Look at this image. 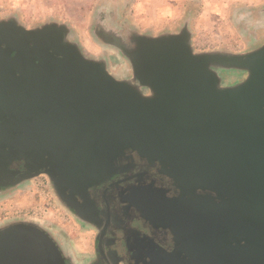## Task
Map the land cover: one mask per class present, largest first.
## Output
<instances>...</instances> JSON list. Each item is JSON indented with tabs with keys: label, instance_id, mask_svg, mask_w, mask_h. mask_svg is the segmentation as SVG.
<instances>
[{
	"label": "rangeland",
	"instance_id": "rangeland-1",
	"mask_svg": "<svg viewBox=\"0 0 264 264\" xmlns=\"http://www.w3.org/2000/svg\"><path fill=\"white\" fill-rule=\"evenodd\" d=\"M0 23L31 31L56 28L62 32L63 41L75 48L84 60L98 64L114 79L128 85L134 84L140 48L152 39L178 38L191 52L218 66L223 65L222 60L227 56H243L264 46V0H0ZM215 70L220 84L224 86L238 84L246 75L245 70L238 67H217ZM240 89L243 90V87ZM137 90L144 96H152L148 86L140 85ZM23 96L15 93L7 95L0 88V155L5 147L8 150L21 149L17 157L5 156L0 161V171L7 172L11 170L10 166L16 167L29 160L50 161L54 153L49 169L54 170V174L59 169L58 172L64 174L63 178L69 182L76 180L82 184L90 183L86 187L88 199L93 204L97 200L101 205V196L98 195L101 186L106 183L121 185L116 183L121 180L117 177L127 174L133 177L142 169L148 172L150 168L157 167L152 161L151 150L136 152L139 162L133 161V146H128L121 134L98 127L88 132L75 130L81 143L77 144L78 155L74 156L79 162H72L73 148L68 141L71 140L72 132L59 133L58 136L53 134L55 123L61 120L56 118L58 106L52 105L40 112L37 110L36 97ZM168 118L171 120V135L168 136L172 139L167 137L160 140L154 154L161 156L157 159H161L164 176L173 180L175 188L179 189L178 192L171 190V196L182 200L180 203L183 207L171 199L162 202L139 191L140 197L133 194L128 209L136 208L148 218L152 217L153 220H149L151 224L152 221L153 224H161L157 225L162 228L161 232L158 231V238L171 236L181 244H206V228L223 223L225 219L241 226L247 221L242 215L247 212L243 208L264 205V197L258 196L256 191L260 188L256 187L254 180L226 179L224 175L227 170L205 168L209 165L205 161L210 151H213L211 147L216 144L224 146L206 137L209 134L199 132L185 118L171 114ZM61 141L58 150L54 151ZM204 141L207 143L205 148L201 147ZM119 144L126 147L119 151ZM185 153L193 161L194 172L187 170L190 164L180 159ZM213 155L212 161L219 164V156L215 152ZM142 162H145V166ZM170 163L171 166H168ZM201 166L204 167L201 169ZM208 172L210 176L206 174ZM217 175L220 179H210ZM149 176L157 177L153 173ZM140 178H132L129 185L140 184ZM51 182L45 173L28 180L24 189L30 194V203L26 206L14 203L9 207L8 203L0 204V220H34L46 225H50L48 222L55 226L72 225V215L57 205L52 195ZM126 183L123 185L126 186ZM157 183L158 177L150 186L152 194L159 189ZM122 189L121 185L119 190ZM181 192L185 194H179ZM76 196L74 200L78 202ZM109 199L111 212L115 211V202L111 197ZM115 214L116 225L122 224V218L117 212ZM186 217L194 221L190 232L198 235L201 229L203 236L194 239L191 233H181L183 229L179 220L183 221ZM97 234V231L92 232L90 242L85 244H96ZM121 236V233L110 231L105 238L110 240L114 237L113 240L121 241ZM136 247L131 249L126 246L123 249L121 255L125 264H146L149 261L148 264H164V261L152 256L149 261L144 260L147 259L144 258L146 252Z\"/></svg>",
	"mask_w": 264,
	"mask_h": 264
},
{
	"label": "water",
	"instance_id": "water-1",
	"mask_svg": "<svg viewBox=\"0 0 264 264\" xmlns=\"http://www.w3.org/2000/svg\"><path fill=\"white\" fill-rule=\"evenodd\" d=\"M4 25L12 28H6ZM0 26L5 28L4 31L0 30V38L7 35L9 39L22 37L25 40H30L34 37L35 40L40 42L43 39L42 35L52 33L59 39L60 46L68 54L76 57L79 62L77 64L88 65L97 72V84H95V88L90 93V97H93L92 100L98 103L105 101L112 103L116 99H120L123 109L113 110L109 106L105 107V111L102 114L100 112L97 113L99 116L96 118V127L102 130L108 128L110 131L121 134L123 139L128 142V146L132 145L140 150V147L146 148V144L157 146L159 141L164 138L172 139V137L168 136L171 135L169 127L171 120L168 115L171 114L178 118L183 117L194 125L199 132L205 135L209 134L206 137H209L214 142L218 141L226 148L217 144L211 147L213 151H210L206 158L205 164L209 165L208 167L205 166V168L214 171L227 170V174L224 175L226 179L230 178L238 181L254 180L256 187L260 188L256 191L258 196L264 197V46L243 56H227L222 60L224 62L223 65L218 66L213 61H208L205 57L191 52L189 47L178 38L152 39L140 48L134 84L128 85L114 79L98 64L84 60L75 48L63 41L62 32L56 28L48 27L38 31H26L23 28L4 23H0ZM41 46L45 50L41 51L38 54L39 56L50 54L49 49L52 48ZM57 46L63 50L59 44ZM152 49L155 50L156 57L151 62H148V56L146 57L145 55L151 52ZM13 53L10 49L9 51L5 49L2 51V56H0V67L6 66L8 70L5 71L0 68L2 79L0 88H2V92L7 95L15 93V95H25L23 97H36L37 110L39 109L40 112L44 108L57 105L59 114L56 118L61 120L55 123L53 134L58 136L59 133L72 132L71 140H68L69 145L73 148V153L70 152L73 156L71 161L79 162L74 159V156L78 155L77 144L81 143V140L76 137L75 130L78 129H76L77 120H74L76 118L75 107L71 108V103L69 102L70 98H75L71 96L75 81L66 80L65 85L67 87L65 89L68 92L64 97L63 95L60 96L58 87L54 91L50 90V84L46 83L45 75L42 72L40 73L39 69L36 70L39 83L32 82L29 83V86L23 84V78H15V73L13 72L16 70L13 66L18 63L17 60H12L11 55ZM58 53L60 52H56L55 55L57 56ZM61 54L58 56H61ZM174 57L179 58V61L176 62L179 68L185 69L187 72L193 71L195 75L200 74L199 80L194 83L190 82L192 84L190 85L186 77V79L180 78L182 74L178 75L176 73L177 68L170 66L171 63L175 62L174 60L168 61L164 66L163 76L165 80L163 77L158 80L159 78L156 76L155 71L161 70L162 65L160 64L162 62L164 63ZM55 64L61 63L55 62ZM153 66L155 69L152 72L151 68ZM217 67H222V69L228 67L243 68L246 75L243 81L238 82V84L222 86L217 76V70H215ZM82 74L85 79H88L85 72H82ZM93 82L86 80L87 86L90 87ZM138 85L148 86L152 96L147 97L140 91L138 92ZM218 86L225 88V90L218 91ZM240 87H243V90ZM179 90L182 91L179 92ZM178 96L183 98L180 103L177 102ZM62 99L68 100L67 111L73 121L70 120V116L64 114ZM87 123L85 124L88 126L83 130L86 132L91 129L90 124ZM61 144L62 141L53 150H58ZM205 145L207 143L204 141L201 147L205 148ZM125 147L126 145L119 144L117 149L121 151ZM216 148L220 149L217 150ZM4 150L6 155L3 151V158H6L5 156L17 157L21 153V149L18 147L17 149L9 150L5 147ZM185 150L188 151L187 149ZM214 152L221 160L219 164L212 161ZM53 158L54 153L52 159L48 161V165L53 163ZM180 159L187 165L190 164V166L186 167L188 170L191 172L195 171V167L192 166L193 161L187 153ZM225 159H227V164ZM45 161L44 159L38 161L29 160L28 163L24 164L28 166L30 164L32 168L15 173L9 178L0 175V182L14 183L21 178L34 177L41 173L48 175L47 172L42 171ZM82 161L87 162L84 159ZM203 167L201 166V169ZM206 174L209 175L210 172ZM63 175L57 172L52 177L48 176L52 181L53 188L57 190L64 203L77 213H87L89 209L94 210L91 207L94 204L88 199L86 190L90 183L82 184L76 180L69 182V180L63 178ZM209 176L208 178H210ZM131 177L128 176L121 181L129 180ZM214 178L216 180L220 179L218 175L210 179L213 180ZM75 195L83 200L86 209L74 200ZM243 209L247 211L242 213L246 219L253 220L254 215H256L255 212H258L259 218L264 221V205H254ZM193 222L192 219L186 217L180 223L186 229V224L191 228L194 227ZM212 230H214L212 226L206 228V234L209 233L210 239H206L205 236L204 240L210 243L211 241H220L221 235L215 230V232H212ZM217 234L219 235L218 239L212 238V235L216 236ZM198 235L203 236L201 229ZM257 236V241L262 243L264 241V232L261 234L257 233ZM0 264H67V262L59 247L47 232L32 223L16 222L0 228Z\"/></svg>",
	"mask_w": 264,
	"mask_h": 264
},
{
	"label": "flooded vegetation",
	"instance_id": "flooded-vegetation-1",
	"mask_svg": "<svg viewBox=\"0 0 264 264\" xmlns=\"http://www.w3.org/2000/svg\"><path fill=\"white\" fill-rule=\"evenodd\" d=\"M4 26L6 28H12L8 25ZM0 30L4 31L5 28L0 26ZM42 37L43 39H41L40 42L35 40L34 37H32L30 40H25L22 37L9 39L7 35H4L0 38V56H2V51H4L5 49H8L9 51L10 49L14 52L11 55V57L13 58L12 60H17L18 62L13 66L16 69L15 71H13L15 73V78L22 77V83L28 86L29 83L32 82L39 83L38 74L36 71L37 69H39L40 73L42 72L45 75V78L47 80L46 83L50 84V90L54 91L55 88L58 87L60 96L63 95V97L68 92V90L65 89V87H67V85H65L66 80L71 82L74 80L75 85L72 90L73 94H71V96L75 98H70L69 102L71 103V108L75 107L76 118L74 120H77L76 129L85 130L86 126H88L85 124L86 122H88L87 124H90V130L96 128V118L99 116L97 115V113L100 112L102 114V112L105 111V107L109 106V108L113 110L123 109V105L120 99H116L112 103H107L106 101L98 103L97 101L92 100L93 97H90V93L95 88V84H97V72L88 65L83 66L82 64H77L78 61L76 57L68 54L60 46L59 39L54 34L49 33L42 35ZM58 44L63 50H61L57 46ZM41 45L52 48L49 49L50 54L39 56L38 54L41 51L45 50V48H42ZM154 49H152L151 52H148L145 55L146 57L148 56V62H151L156 57ZM56 52L62 53L61 56H58L60 55V53H58V55L56 56ZM170 60L175 61L171 63L170 66L177 68L176 73L178 75L182 74V77L180 78L184 79L186 77L189 83H194L199 80L201 76L200 74L195 75L193 71L187 72L185 69H181L177 66L176 62L179 61L178 57H174L165 61L164 63L162 62L163 64H160L162 65L161 70L158 67L160 71H155L156 76L159 78L158 80L162 79V77L165 80V77L163 76V70L165 68L164 66ZM55 62H59L61 64H55ZM0 68L8 71L6 66ZM154 69L155 67L153 66L151 68V71L153 72ZM82 72H85L87 74L88 79H85ZM86 80L94 81L91 87L87 86ZM241 81L243 80L241 79ZM191 83L190 85H192ZM222 86H224V84H222ZM223 90H225V88L218 86V91ZM181 91L182 90H179V92ZM177 98L178 103H180L181 99H183L179 96ZM61 102L63 104L64 114H66V116H70L67 111L68 100L62 99ZM70 120H72L71 116ZM145 149L152 151V161H155L154 165L157 167L150 168L148 172L142 169L137 175L129 179L132 180V178L136 176H141L140 179L142 180V182H138L140 184L129 185V180L121 181L130 176L129 174H127L120 178L117 177V179L121 180L117 181L116 183H122V190H119L121 185H116L115 183H109L110 185L106 183V185L101 186V188L98 189V195L99 197L101 196L99 198L101 205L97 202V214L96 216L94 214V217H92L98 226L96 244H126L127 248L131 247V249L132 247H134V249H137L136 246H138V248L144 249V251L146 252L144 258L146 257L147 259L144 260L149 261L151 259L150 256H152L155 259L157 258V260H161L162 262L164 261V264H210V262H212V264H264V241L262 243L257 241V233L261 234L264 232V221L259 218L258 212H255V219H247L246 222L240 224L241 226L233 224L229 219L223 220L224 222L220 224H213V229L222 237L221 240L217 242L211 241L210 243L208 241H205L206 244H181L172 239L173 237H171L170 235V237H167L166 239L158 238V231L161 232L162 228L158 227L157 225L161 226V224H157L156 222L153 225L149 221L151 218H148L138 209L132 207H129L128 209V205H130L129 203H132V195L137 194L140 197L139 191H141L146 196H154V198H157L162 202L171 199L173 202H177V204H179L178 206L180 207L182 206V204L180 203L182 202V200H176L175 198H173V195L171 196V190L178 192L179 189L177 190V188H175L176 185L174 184L173 180L164 176V173L161 169L163 166L161 159H157L160 155L157 154L156 156L154 154V152H156V147L154 145L146 144V148L140 147V150L137 147L133 146V161L139 162V156L136 154V152L145 151ZM48 161L49 159L45 161L46 163L44 162L42 171L47 172L48 175L52 177L54 175V170L51 171L49 169L50 164L48 165ZM142 163L145 166V162ZM171 163L168 164V166H171ZM22 164H19L16 167H11L20 169L22 171L19 172H23L24 170L21 167ZM169 169H171V167H169ZM56 170L57 172L59 171V169ZM151 173L156 174L159 179V184L157 183L159 189H156L154 194L151 193L152 188H150V186L152 183H155L157 177H150L149 174ZM124 182H128L126 183V186L123 185ZM106 193H108V196H106ZM179 194L185 193L181 192ZM109 197H111V200L115 202V211L112 210V212V208L110 207L111 205L109 204ZM76 198L79 204L85 206L83 204V200L80 197L76 196ZM114 212H117L118 216L122 218V224L119 223L118 225H116V214L113 215ZM171 217L173 218V216ZM179 222L182 221L179 220ZM186 225L187 226L185 227H188V229L182 227L181 229L183 230L181 231V233L187 235L191 233V238L194 237V239H196L199 235H195V232H190L189 230H191V227L188 224ZM104 228L106 229L101 235ZM214 230H212V232H215ZM110 231L121 233L122 240H113L114 237L110 240L104 239L106 232ZM205 236L206 239H210L209 233L204 235V239ZM218 236V234L216 236L212 235V238L218 239ZM195 242H197V240L192 243ZM102 259H104L103 256ZM149 262H147L146 264H148Z\"/></svg>",
	"mask_w": 264,
	"mask_h": 264
},
{
	"label": "crops",
	"instance_id": "crops-1",
	"mask_svg": "<svg viewBox=\"0 0 264 264\" xmlns=\"http://www.w3.org/2000/svg\"><path fill=\"white\" fill-rule=\"evenodd\" d=\"M2 159L3 156L1 153L0 161H2ZM21 167L24 171L32 168L30 164L28 166L24 163ZM10 168L11 170H8L7 172L1 170L0 175L9 178L13 174L22 171L20 169L12 168L11 166ZM34 177L21 178L14 183L0 182V204L8 203L7 207H9L10 204L14 203L15 205L21 206H26V204L30 203V194L26 189H24V185L27 184L28 180ZM51 192L57 205L59 204L70 215H72V225L62 224L61 226H55L51 222H48L50 225H46L37 223L34 220H15L10 222L0 220V228L16 222L35 224L51 236L59 247L67 264H125V259H122L121 253H123V249L126 248V244H85L88 243V241L90 242L92 232H98V226L92 218L94 217V214L95 216L97 214V201H95L94 205L91 206L94 210L89 209L87 213H77L64 203L59 193L55 188H53V186ZM82 207L85 208L86 206ZM107 233L109 232H106V234ZM105 236L104 239H106ZM102 256L104 259H102Z\"/></svg>",
	"mask_w": 264,
	"mask_h": 264
},
{
	"label": "built area",
	"instance_id": "built-area-1",
	"mask_svg": "<svg viewBox=\"0 0 264 264\" xmlns=\"http://www.w3.org/2000/svg\"><path fill=\"white\" fill-rule=\"evenodd\" d=\"M49 205H51V203H49ZM52 207H53V204H52Z\"/></svg>",
	"mask_w": 264,
	"mask_h": 264
}]
</instances>
